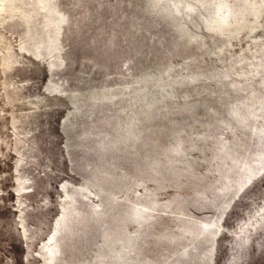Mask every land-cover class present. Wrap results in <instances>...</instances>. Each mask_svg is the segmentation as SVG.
<instances>
[{
  "label": "rangeland",
  "instance_id": "374dc122",
  "mask_svg": "<svg viewBox=\"0 0 264 264\" xmlns=\"http://www.w3.org/2000/svg\"><path fill=\"white\" fill-rule=\"evenodd\" d=\"M0 264H264V0H0Z\"/></svg>",
  "mask_w": 264,
  "mask_h": 264
},
{
  "label": "bare ground",
  "instance_id": "6f19581e",
  "mask_svg": "<svg viewBox=\"0 0 264 264\" xmlns=\"http://www.w3.org/2000/svg\"><path fill=\"white\" fill-rule=\"evenodd\" d=\"M216 8V7H215ZM219 12V11H218ZM221 14V13H220ZM222 16V15H221ZM214 17V16H213ZM257 222V221H256Z\"/></svg>",
  "mask_w": 264,
  "mask_h": 264
}]
</instances>
